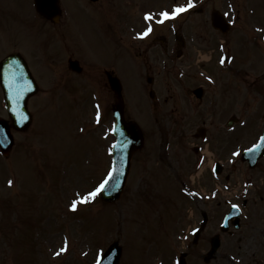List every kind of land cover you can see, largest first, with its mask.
<instances>
[{
	"label": "rangeland",
	"instance_id": "obj_1",
	"mask_svg": "<svg viewBox=\"0 0 264 264\" xmlns=\"http://www.w3.org/2000/svg\"><path fill=\"white\" fill-rule=\"evenodd\" d=\"M64 1L71 3L73 8L72 4L84 0ZM99 1L98 6L90 3L83 8L105 18V27H101L98 15L91 19L76 7L71 13L78 17L75 21L77 29L84 32L96 27L106 37L112 36L113 24L111 27L106 23L110 24L112 18L117 19L119 22L115 21L114 25L119 37L116 46L121 48V64L127 59L125 53L129 52L130 57L139 58L140 77L144 79L145 67L148 68L150 63L153 66L151 73L157 78L156 89L152 87L155 90L153 111L147 119L144 117L148 110L146 99L149 102L154 100L147 95L149 86L146 82H141L143 86L140 83L143 94L140 85L134 82L136 79L128 73L122 79L125 107L145 129V151L133 158V170L123 202L107 207L96 198L99 205L95 202L80 205L73 212L69 205L76 193L101 179L109 169L111 156L104 150L106 160H102L98 140L90 139L93 136L87 133L90 126L88 110L80 113L83 125H88L84 126L86 130L74 136L71 129L70 132L64 131L71 128V124L64 125L63 116L80 111L63 113L61 107L38 98L40 103L33 127L24 133H13L11 152L5 159L0 156V264H93L97 251L106 249L107 242L114 239L121 243L118 264H176L178 257H183L185 264H264V158L256 168L249 169L238 157L234 161L233 155L240 146L253 140L257 133L253 127L261 120L262 124L264 122V30H261L264 29V0H194L195 10L191 12L163 23L153 19V31L143 39L132 35L146 27L142 14L150 13L151 9L152 13L161 8L170 11L173 7L171 0ZM178 2L186 3L187 0L174 1ZM211 7L229 12L236 20L225 35L211 28ZM80 17H86V23ZM68 19L66 11L64 19L61 18L56 25L58 28L51 33L64 32ZM49 26L48 23L45 29L38 25V32L48 33ZM176 29L185 41L181 48L173 40ZM126 31L132 33L124 34ZM14 32L15 44L29 63L36 65L35 45L28 38L27 30L20 27ZM8 37V32L0 30V53ZM162 37L165 38L162 43H166L163 48L159 43ZM246 39L248 55L243 53L242 44ZM155 40L156 43H151ZM220 42L224 47L219 50ZM92 43L98 45L101 56L114 50L113 45L104 42L103 35L100 41L92 40ZM66 45L74 50L69 42ZM178 50L182 52L181 57L176 55ZM224 50L234 56L228 71L216 64L217 57ZM82 60H79L80 65ZM241 61L242 68L237 69L242 71L238 75L240 71H236V65ZM40 66L47 72L41 60ZM206 67L212 68L207 71ZM78 78L80 82L88 80L90 84L98 85L95 89L100 90L105 108L113 102L102 83L101 74L93 71L88 63ZM66 80L69 79L63 80V86H66ZM196 85L204 89L200 101L191 97V90ZM231 113L240 117L228 128L225 123ZM2 114L0 92V117ZM200 127L205 129L203 139L197 134L196 129ZM94 128L97 130V126ZM30 132L33 133L31 136ZM111 138L109 135L108 140L112 142ZM205 142L209 145L210 155L207 154L201 164V169H205L201 178H198L199 172L190 177L193 189H196L195 198L191 199L177 187L178 183L186 185L187 177L195 171L193 165L185 169L189 164L182 159H188L187 154L194 159L191 145ZM231 150L230 161L234 162L228 163L225 160ZM213 160L223 164L217 180L209 171ZM76 168L78 171H73ZM79 174L82 177H77ZM224 177L231 181L230 189L223 187ZM9 179L14 181L12 187H8ZM244 181H250V186L245 185L247 190H242ZM216 187L219 192L214 196H203ZM7 199L10 204H2L1 200ZM226 200L244 208L240 227L231 234L218 230L220 217L227 210ZM110 208H119L125 213V219L122 213ZM202 213L208 220L194 240L192 232L202 223ZM123 226H126L125 230L121 229ZM114 227H118L115 235ZM74 232L77 239H74ZM216 233H219L221 243L209 258L210 238ZM68 234L72 243L67 253L59 257L52 255L51 252L55 253L61 247L59 237L65 238ZM81 242L87 244V252L80 259L71 252Z\"/></svg>",
	"mask_w": 264,
	"mask_h": 264
},
{
	"label": "snow or ice",
	"instance_id": "obj_2",
	"mask_svg": "<svg viewBox=\"0 0 264 264\" xmlns=\"http://www.w3.org/2000/svg\"><path fill=\"white\" fill-rule=\"evenodd\" d=\"M194 7V0H187V3H176L173 5L170 11H162L159 13V16L162 17V19L159 21L160 23H163L165 20L168 19H175L179 17L181 14L186 13L189 9H192ZM231 7V5L229 6ZM225 15L229 17L231 20V14L229 12H225ZM154 19V15L152 13H146L144 15V20L145 21H152ZM233 23H235V20H232ZM264 30V29H261ZM153 27L151 24H148L143 31L136 33V35L140 38H146L149 36L150 33H152ZM223 45H221V48L223 49ZM229 57L227 56H221L219 63L220 64H225L226 62L229 61ZM13 65L10 64L9 68H12ZM209 80L212 79V77H208ZM27 88H31V81L27 82ZM27 88L25 90H27ZM23 95V92L19 89H17L15 99L17 101V105L19 104L20 97ZM95 108L97 109L96 111V121L99 123L100 121V105L96 104ZM12 113L14 116H16V122L21 123L24 120L28 119V116L23 113L22 111L18 110V107L12 108L11 109ZM83 131V129H81ZM111 131L116 132L117 129L115 126L112 127ZM121 135H123L121 133ZM9 134L6 130L0 129V145L7 146ZM259 140L261 143H255L252 145L251 148H247L244 151L247 153H252L255 150L259 149L264 145V135L259 137ZM128 141L122 140V141H117V145L121 144H126ZM116 145H114L115 147ZM233 155H240V152H234ZM118 175H117V169L115 166L109 168L107 172L102 176V178L95 184L93 185L90 189H86L82 192L76 193L75 199H73L70 202L69 208L71 211L76 212L79 208L80 205H88L91 204L95 201L97 196H99L101 193L104 191L108 190L109 187L111 186L112 188H115L118 183ZM8 185L11 187L14 184V181L12 179H9L7 181ZM247 190V189H245ZM198 195V194H197ZM215 195V193L213 194ZM233 208H239L238 204H232ZM198 231V229H193V232ZM68 250V242L65 241V245L61 247L58 251L54 253L55 256L59 257L61 254L65 253ZM108 259L110 260L111 258L109 257L108 253H106L102 248L97 251V253L94 256L93 264H104L105 260ZM176 264H179V261H176Z\"/></svg>",
	"mask_w": 264,
	"mask_h": 264
},
{
	"label": "water",
	"instance_id": "obj_3",
	"mask_svg": "<svg viewBox=\"0 0 264 264\" xmlns=\"http://www.w3.org/2000/svg\"><path fill=\"white\" fill-rule=\"evenodd\" d=\"M40 10L41 12L48 14V11H45L42 8ZM19 108L20 107H18V109ZM117 109L119 110L118 111L119 113L116 114V119L118 123L115 126L117 131L114 133L118 141L126 140L128 141V143L121 144V145L115 144L116 146L113 149V153H114V165L113 166H115V168L117 169V175L119 179H118L117 186L115 188H112L110 186L108 190L102 193V197L106 201H113L115 197L117 198V196L121 192L125 179H126L127 172H128L129 159H130L131 153L133 152L134 149L139 147L140 142H141L140 136H139V133L136 127L133 126L132 124L125 125L122 122L120 118L121 106L119 105ZM13 119L16 120L15 116H13ZM0 129H4V128L0 127ZM121 133L123 135H121ZM217 243H218L217 240L214 238L213 245H212L213 249L217 246ZM113 259H115L113 262L115 264L117 260V255H115L114 253H113ZM104 264H108L107 259L105 260Z\"/></svg>",
	"mask_w": 264,
	"mask_h": 264
},
{
	"label": "flooded vegetation",
	"instance_id": "obj_4",
	"mask_svg": "<svg viewBox=\"0 0 264 264\" xmlns=\"http://www.w3.org/2000/svg\"><path fill=\"white\" fill-rule=\"evenodd\" d=\"M12 3H14L18 6L19 12L18 13H10L8 16H10L11 18L19 19V18L27 15L28 10L22 1H12ZM1 16H3V14H1Z\"/></svg>",
	"mask_w": 264,
	"mask_h": 264
}]
</instances>
